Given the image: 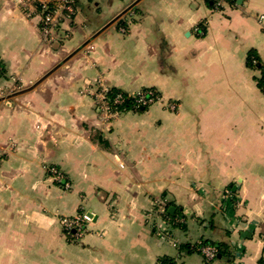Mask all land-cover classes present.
Segmentation results:
<instances>
[{
    "label": "crops",
    "instance_id": "0c3cea01",
    "mask_svg": "<svg viewBox=\"0 0 264 264\" xmlns=\"http://www.w3.org/2000/svg\"><path fill=\"white\" fill-rule=\"evenodd\" d=\"M24 1L0 0V264H257L264 93L246 57L264 58V0H74L49 43ZM97 81L159 100L105 120ZM157 199L181 217L168 240ZM81 210L71 241L58 219ZM201 239L229 257L180 253Z\"/></svg>",
    "mask_w": 264,
    "mask_h": 264
},
{
    "label": "built area",
    "instance_id": "2783aa9c",
    "mask_svg": "<svg viewBox=\"0 0 264 264\" xmlns=\"http://www.w3.org/2000/svg\"><path fill=\"white\" fill-rule=\"evenodd\" d=\"M211 1H213L215 9H220L223 5V0ZM23 5L26 7V10L30 11L34 8L39 14L41 19L40 31L43 41L46 43L55 39L62 21L75 13L74 0H25ZM263 19L264 17L260 16L259 22L263 23ZM109 90L108 87L97 81L96 85H94V90L91 92L95 107L99 115L105 120H111L123 112L117 109V106L123 102L122 96L117 94L114 97H110L108 95ZM155 92L153 89H143L129 95L135 99L134 103L136 107H149L159 100V96ZM5 96V90L0 86V99ZM169 109L173 110L174 106L169 105ZM45 171L58 181L62 179V176L54 167L45 166ZM224 195L228 196V193L225 192ZM166 209V204L163 200H155L153 208L147 214V219L158 230L160 238L168 240L171 236L169 228L167 229L169 223L165 219ZM58 222L65 237L71 241H76L87 232L91 217L81 210L73 216L60 217ZM173 244L176 245L175 242ZM200 251L205 262L213 261L216 256V251L212 247H202Z\"/></svg>",
    "mask_w": 264,
    "mask_h": 264
},
{
    "label": "trees",
    "instance_id": "16d2710c",
    "mask_svg": "<svg viewBox=\"0 0 264 264\" xmlns=\"http://www.w3.org/2000/svg\"><path fill=\"white\" fill-rule=\"evenodd\" d=\"M225 1L232 3L235 2V0H225ZM207 4L210 5L211 7L214 6L213 1L211 0H208ZM74 8H75V4H74ZM72 16L73 15L69 16V18H71ZM246 67L257 72V77L255 78V81L259 90L262 93H264V58H261L255 51H250L248 52L246 57ZM3 75H4V67H3V63L0 61V78H2ZM117 94H120L123 98L122 104L117 106L118 110L123 111L122 113L127 111H135V112L139 111V107L135 106L134 103L135 99L129 94L117 89H110L108 93L110 97H114ZM155 94L158 95L157 92H155ZM146 108L148 107L147 106L144 107V109ZM165 219L168 221L169 225L172 226L173 228L182 227V223L179 222L181 217L176 215L175 213L170 214L167 209H166ZM63 235L65 236L64 233ZM202 247H212L216 251V256L220 255V257H224V256L229 257L227 247L224 244H217L205 239H201L200 241L194 244H181L179 245V251L181 254L196 253L201 255L200 250ZM216 256L213 260L216 259ZM159 264H176V263L169 258H162L159 260ZM257 264H264V249H263V255L258 260Z\"/></svg>",
    "mask_w": 264,
    "mask_h": 264
},
{
    "label": "water",
    "instance_id": "95a60500",
    "mask_svg": "<svg viewBox=\"0 0 264 264\" xmlns=\"http://www.w3.org/2000/svg\"><path fill=\"white\" fill-rule=\"evenodd\" d=\"M143 109H144V107H139V110L142 111ZM174 210H175L174 207H169V208H168V212H169L170 214H172V213L174 212ZM87 215L90 216V217L92 218V215H91L90 212H89ZM216 258H220V255H217Z\"/></svg>",
    "mask_w": 264,
    "mask_h": 264
}]
</instances>
